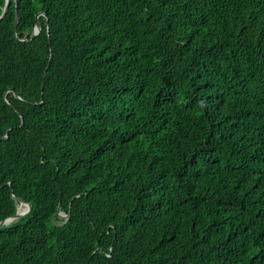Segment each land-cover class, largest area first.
<instances>
[{"label":"trees","instance_id":"16d2710c","mask_svg":"<svg viewBox=\"0 0 264 264\" xmlns=\"http://www.w3.org/2000/svg\"><path fill=\"white\" fill-rule=\"evenodd\" d=\"M19 199L0 264H264V0H10L0 223Z\"/></svg>","mask_w":264,"mask_h":264},{"label":"water","instance_id":"95a60500","mask_svg":"<svg viewBox=\"0 0 264 264\" xmlns=\"http://www.w3.org/2000/svg\"><path fill=\"white\" fill-rule=\"evenodd\" d=\"M9 5H10V0H6V5L4 7L3 14L0 17V22L6 16L7 11L9 9ZM47 23H48V20H47ZM17 26H18V16L16 17L15 28H17ZM34 31H35V35H38L40 33V31H41V26H40V23L38 21L36 22V27H35ZM18 201L20 202V207L22 205H26L27 206L26 207L27 210H25L24 212H20L19 211L20 207H19L18 208V212H17V214L15 216L10 217V218H8V219H6V220H4L3 222L0 223V228L2 226H4V225H7V224L15 221V220H18V219L22 218L23 216L27 215L31 211L32 205L30 203H26L24 200H21V199H19ZM60 217L67 218L68 216L61 214Z\"/></svg>","mask_w":264,"mask_h":264},{"label":"bare ground","instance_id":"6f19581e","mask_svg":"<svg viewBox=\"0 0 264 264\" xmlns=\"http://www.w3.org/2000/svg\"><path fill=\"white\" fill-rule=\"evenodd\" d=\"M25 210H27L26 205H22V206L19 208V211H20V212H24Z\"/></svg>","mask_w":264,"mask_h":264}]
</instances>
